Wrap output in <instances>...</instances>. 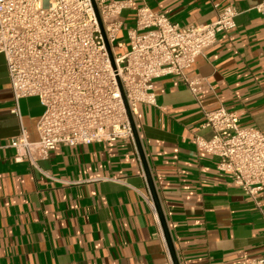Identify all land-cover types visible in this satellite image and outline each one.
<instances>
[{
    "label": "crops",
    "instance_id": "1",
    "mask_svg": "<svg viewBox=\"0 0 264 264\" xmlns=\"http://www.w3.org/2000/svg\"><path fill=\"white\" fill-rule=\"evenodd\" d=\"M180 26L214 21L223 7L234 28L186 71L152 81L155 106L138 104L134 124L179 264H249L264 257V217L217 158L194 143L211 136L201 107L224 106L264 134L262 0H133ZM125 21V18H123ZM15 102L0 55V146L23 129L36 141L42 106ZM0 147V264H160L170 257L136 145L57 146L37 167ZM264 211V190L259 193Z\"/></svg>",
    "mask_w": 264,
    "mask_h": 264
},
{
    "label": "built area",
    "instance_id": "2",
    "mask_svg": "<svg viewBox=\"0 0 264 264\" xmlns=\"http://www.w3.org/2000/svg\"><path fill=\"white\" fill-rule=\"evenodd\" d=\"M133 6V0H0V55L15 102L12 111L18 114V100L28 97L43 108L36 141L21 129L0 146L14 150L15 162L37 167L59 145H135L129 115L134 122L138 104L156 105L152 81L172 75L195 92L186 71L220 32L234 28L238 15L228 5L210 23L180 26L141 5L127 29V45L118 43L124 51L117 54L114 42L124 23L121 13ZM256 10L264 15V0ZM201 110V126L211 136H195L196 147L218 159L216 169L228 174L264 217L257 200L264 190V134L240 125L237 113L224 106ZM148 202L158 223L154 205ZM160 264L172 262L169 258ZM249 264H264V257Z\"/></svg>",
    "mask_w": 264,
    "mask_h": 264
},
{
    "label": "water",
    "instance_id": "3",
    "mask_svg": "<svg viewBox=\"0 0 264 264\" xmlns=\"http://www.w3.org/2000/svg\"><path fill=\"white\" fill-rule=\"evenodd\" d=\"M108 51H109V56L111 58L112 54L110 52V48L109 47H108ZM128 115H129V113H128ZM129 120H130V125H131V128H132L134 142H135V145H136V148H137V152H138V155H139L142 167H143V171H144V175H145V178H146V182H147V186H148V189H149V193H150V196H151L155 211L157 213V216H158V219H159V222H160V226L162 228V232H163V236H164V239H165V243H166V247H167V250H168V253H169L170 260H171L172 264H179L177 256H176V253H175V250H174V247H173V244L171 242V239H170V236H169L166 224H165V221H164V218H163V215H162V212H161L159 200H158V197H157V194H156V190H155L153 182H152V178L150 176V172H149V169H148V166H147V163H146L145 156H144L142 148H141V144H140V141H139V138H138L137 130H136L135 124H134V122L132 120V117L130 115H129Z\"/></svg>",
    "mask_w": 264,
    "mask_h": 264
},
{
    "label": "rangeland",
    "instance_id": "4",
    "mask_svg": "<svg viewBox=\"0 0 264 264\" xmlns=\"http://www.w3.org/2000/svg\"><path fill=\"white\" fill-rule=\"evenodd\" d=\"M121 17L125 18V21L123 23L122 28L120 29L119 33L116 36L115 42H114V49H115V53L119 54L122 53L124 50L119 49V47L117 46L118 43H125V45H127V29L130 27V20L127 16V12L125 10L122 11L121 13Z\"/></svg>",
    "mask_w": 264,
    "mask_h": 264
}]
</instances>
